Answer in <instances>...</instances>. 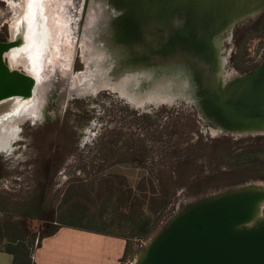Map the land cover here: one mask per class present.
<instances>
[{
    "label": "rangeland",
    "instance_id": "obj_1",
    "mask_svg": "<svg viewBox=\"0 0 264 264\" xmlns=\"http://www.w3.org/2000/svg\"><path fill=\"white\" fill-rule=\"evenodd\" d=\"M11 1L19 4L21 0H0V40L11 38L14 13ZM75 2L53 0L55 40L50 63L44 71L48 77V100L43 103L40 116L18 122L15 139L8 146L11 149L7 152L0 149L3 151L0 153V246L25 240L29 250L35 251L44 234L57 226L47 224L44 215H39L43 220H30L20 214L31 206L34 190L39 180H44L41 163L49 160L48 155L54 152L53 160L57 166L43 193L52 200L55 208L65 191L78 181L90 188L100 178L109 175L125 177L132 184L142 179L152 182V186L146 185L147 190L154 193L157 204L164 205L165 210L156 216L151 238L135 246V251L139 249L136 257H128L124 262L134 264L155 234L189 205L248 184H264V180L249 181L195 194L200 188L197 182L213 175L218 177L229 170L227 165L216 163V154L224 152L234 156L254 147L264 152V133H239L226 129L214 115L207 114L184 97L173 103L155 105V108L147 104L142 110L133 106L127 95L115 88L79 96L88 74L97 64L95 58L85 60L82 54L87 43L94 42L91 27L100 17L103 0ZM44 5L36 2L32 6L30 17L35 22L48 18ZM119 29L114 18L110 30L108 28L107 33L102 34H109V40L115 43ZM226 30L218 37L219 53L222 74L230 85L264 62V6L244 14ZM100 45L104 44L100 42ZM88 66L91 70H87ZM85 73L87 76L84 75L81 84L71 90L69 82ZM67 88L71 92L65 99L64 90ZM134 88L143 91L146 85L140 86L139 83ZM2 131L3 127L0 128L1 136ZM261 173L263 175L264 170ZM183 179L188 180L189 187L179 188L174 196L167 194V187L172 186L173 180ZM110 185L111 181L100 187ZM74 190L77 189H72L70 194ZM150 196L153 195L150 193ZM82 205L75 204L77 209ZM261 214L264 217V204ZM61 220L79 221L88 226L94 224L90 219H80L66 212ZM11 262L10 255L0 252V264Z\"/></svg>",
    "mask_w": 264,
    "mask_h": 264
},
{
    "label": "water",
    "instance_id": "obj_2",
    "mask_svg": "<svg viewBox=\"0 0 264 264\" xmlns=\"http://www.w3.org/2000/svg\"><path fill=\"white\" fill-rule=\"evenodd\" d=\"M106 1L92 35L107 62L102 69L97 63L90 80L102 70L101 78L111 85L105 90L143 97L163 90L167 103L184 97L226 129L264 133V62L229 85L222 74L221 45H214L236 18L263 7L264 0ZM114 18L120 27L115 43L100 32ZM21 43L12 37L0 43V104L34 100L42 87L40 76L12 69L6 60ZM139 83L146 89H135ZM144 104L140 109L155 108ZM263 204L264 184L256 183L195 202L155 234L135 264H264Z\"/></svg>",
    "mask_w": 264,
    "mask_h": 264
},
{
    "label": "trees",
    "instance_id": "obj_3",
    "mask_svg": "<svg viewBox=\"0 0 264 264\" xmlns=\"http://www.w3.org/2000/svg\"><path fill=\"white\" fill-rule=\"evenodd\" d=\"M47 158L49 160L41 163L44 169L42 173L44 180H39V184L34 190L33 202L28 210L20 213L21 216L28 217L30 220H43L39 215H44L47 217L45 220L47 224L55 223L57 225L51 232L44 234L42 239L54 235L61 227H71L123 238L127 241V249L122 264L128 257L134 259L139 250L135 251L134 247L151 238L155 231L156 216L165 210L164 205L157 204L154 193L147 190L146 185L152 186V182L149 181V183L147 179H142L136 184H132L125 177L118 178L115 175H109L100 178L95 186L90 188L80 181H76V184H72L65 191L59 200V205L55 208L52 200L50 201L43 193L52 180L54 167L57 166L53 160L54 152ZM215 158L218 165H227L229 170L221 173L218 177L213 175L197 182L200 188L195 191V194H203L213 189L234 187L249 181L264 180V174L261 173L264 170V152L259 147L247 148L234 156L231 153L221 152L216 154ZM110 181V186L100 187L101 184ZM183 186L189 187L188 180H173L172 186L167 187V194L174 196L177 190ZM75 188L77 190L70 194V191ZM152 191L154 192V188ZM150 193L153 196H150ZM78 203L85 204L86 207L82 205L77 209L75 204ZM65 212L80 219H90L94 224L88 226L79 221L61 220V216ZM41 241L36 249L41 246ZM35 251L29 250L25 240L16 243L10 242L4 247L0 246V252L12 256L11 264H35Z\"/></svg>",
    "mask_w": 264,
    "mask_h": 264
},
{
    "label": "bare ground",
    "instance_id": "obj_4",
    "mask_svg": "<svg viewBox=\"0 0 264 264\" xmlns=\"http://www.w3.org/2000/svg\"><path fill=\"white\" fill-rule=\"evenodd\" d=\"M75 1L76 0H74V3H76ZM53 20H51V19L47 20L46 19L44 21H42V20H39L36 22L34 21L33 27L31 28V32H30L32 41L35 42V44L37 43V45H38L37 48L39 50L37 51V53L33 54V57L31 59L33 66H31L30 68H26V72L28 74L36 77V79H38V76H40L41 82H42V87L40 89V92L37 93L36 97H34V100L33 99H30V100L11 99L9 101H5V102L0 104V128L3 127L2 136L0 135V149H2L4 152H7V150L11 149L8 146L10 145L11 141L12 140L14 141V139H15V134H16L17 127H18V126L16 127L15 125L18 122H20L21 120L26 119L27 117H29V118H31L33 116L36 118L39 117L41 109H43L42 108L43 103L45 104L46 101L48 100V97H46V82H47L46 80L48 79V77H46V74H44V71L47 70V68H48L47 64H48L49 59H50V57H47V56H48V54L52 53V50L54 48L53 47L54 40H55L54 32H55L56 27H55V23H54L55 20L54 21ZM236 20H237V18L234 20V23L236 22ZM105 32H106V30H105ZM11 37H12V32H11ZM42 39H45L46 41L42 42ZM12 40H13V38H12ZM21 40L23 43L24 39H21ZM219 44H220V40L218 39L214 45L219 46ZM87 45L89 47L90 53L98 60L99 68L102 69V67H104L103 64H105L107 62L106 54L103 53L101 50H99V48H97L99 46H97V44L94 45V42L92 44L87 43ZM19 47L20 46H18L16 48H19ZM7 62H8V60H7ZM8 64H9V62H8ZM223 65H224V63H223ZM9 66L11 67V65H9ZM222 68H223V66H222ZM101 77H102V70H97L96 79L90 81L88 78L86 84L88 85V87H93V88H97V89H101V88L105 89L107 87L111 88V85L105 83ZM71 83H72V81L69 82V85ZM160 89H164V88L161 87ZM119 91L122 92V90H119ZM83 92L84 93L85 92L90 93V92H88V90L83 91ZM158 92H159V90H158ZM163 93H165V92H163V90H160L158 95L152 94L149 97H143L139 94L130 93L133 95L132 96L133 98L130 100L132 103H134L138 106H141V107H143L145 105L144 103H146L148 101L150 102V101H152L151 99H154V98H160L161 101L164 100V101H162L163 103H165V102L167 103L168 101L164 97ZM210 118H211V116H210ZM210 124H212V123H210ZM2 152H0V153H2ZM261 208H262V206H261ZM182 209H184V208H182Z\"/></svg>",
    "mask_w": 264,
    "mask_h": 264
},
{
    "label": "crops",
    "instance_id": "obj_5",
    "mask_svg": "<svg viewBox=\"0 0 264 264\" xmlns=\"http://www.w3.org/2000/svg\"><path fill=\"white\" fill-rule=\"evenodd\" d=\"M126 249L127 241L123 238L61 227L54 235L42 239L41 246L35 251L34 262L35 264H122Z\"/></svg>",
    "mask_w": 264,
    "mask_h": 264
},
{
    "label": "flooded vegetation",
    "instance_id": "obj_6",
    "mask_svg": "<svg viewBox=\"0 0 264 264\" xmlns=\"http://www.w3.org/2000/svg\"><path fill=\"white\" fill-rule=\"evenodd\" d=\"M36 2L45 4L44 8L48 11L47 20L48 19L49 20L54 19L53 15H56V14H54L55 12L51 8L53 6V0H41V2L39 0H21L19 2V4H15L14 1H11L12 6H13V12H14L13 13V19H12V26H11L12 38H13V40H19V38L24 39V42L20 45L19 48H15V49L11 50L7 55V60L9 62V65H11L12 69L20 70L21 68H23L26 71V68H30L31 66H33L31 59L33 57V54L37 53V51L39 50L37 48V46H38L37 43L35 44V42L32 41V38L30 35L31 28L33 27V24H34V20L31 19V17H30V10H31L32 6H34L36 4ZM109 7H112V5H109ZM110 9H112V8H110ZM111 23H112V21L110 20L107 25L104 24L103 27L101 25L100 32H102L103 30L104 31L106 30V33H107L108 28L110 30ZM96 28L98 29L97 21L95 20L93 26L91 27V33H94V31L96 32ZM9 37H11V34L9 35ZM10 40H11V38H6L4 40H0V43H8V42H10ZM45 41H46L45 39H42V42H45ZM82 56L85 60H92L95 58L90 53L88 45H86L84 54H82ZM47 57H50V54H48ZM94 60H96L98 63V60L96 58ZM49 63H50V59H49L48 64ZM89 68L90 67L88 66L87 70ZM89 70H91V69H89ZM84 75L86 77L87 73H85L83 75H79L77 78H73L74 80H72V83L70 84L72 87L71 90L74 88H77V86L79 84H81L82 80L85 79ZM75 80H77V81H75ZM86 85H84L85 87L82 85L83 89H81V90H83V91L88 90V92H90V93H87V92L84 93L82 91L81 93H79V96L94 95L96 92H98L97 90H100L97 88L88 87V85L87 86ZM68 87H69V84H68ZM64 91H66V94L63 97L66 99L68 97L69 92H71V91L69 88L65 89ZM125 94H127V97L129 100L133 98L132 94L127 93V92ZM151 100L153 102L152 101H150V102L154 103L155 105L162 103L160 98H154ZM130 102H131V100H130ZM132 104L135 107H138V108L141 107V106H138L134 103H132Z\"/></svg>",
    "mask_w": 264,
    "mask_h": 264
}]
</instances>
